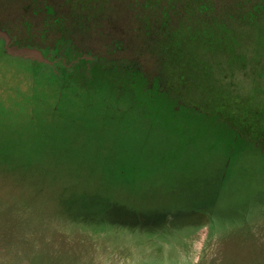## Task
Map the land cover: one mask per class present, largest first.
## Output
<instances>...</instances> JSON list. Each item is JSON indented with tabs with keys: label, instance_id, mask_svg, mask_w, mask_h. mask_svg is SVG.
I'll return each instance as SVG.
<instances>
[{
	"label": "rangeland",
	"instance_id": "obj_1",
	"mask_svg": "<svg viewBox=\"0 0 264 264\" xmlns=\"http://www.w3.org/2000/svg\"><path fill=\"white\" fill-rule=\"evenodd\" d=\"M229 1L0 0L41 52L0 39V264H264V10Z\"/></svg>",
	"mask_w": 264,
	"mask_h": 264
},
{
	"label": "trees",
	"instance_id": "obj_2",
	"mask_svg": "<svg viewBox=\"0 0 264 264\" xmlns=\"http://www.w3.org/2000/svg\"><path fill=\"white\" fill-rule=\"evenodd\" d=\"M201 0H198V2ZM233 1V0H231ZM229 1V2H231ZM241 3H248V2H253V6H254V15L255 17H257L256 15L261 12L262 10H264V0H240ZM167 14L169 12H166ZM166 14V16H167ZM225 19V18H224ZM65 27V26H64ZM71 27V26H69ZM68 28V27H66ZM64 29V28H63ZM66 32V31H65ZM68 32H72L71 30H69ZM73 33V32H72ZM75 43L73 42V40L69 37H64L61 38L60 40L55 41L54 43V49L56 52H60L62 53V55H64L65 57L63 58L64 60H67V57L69 58L68 60H70V64L71 65H67L71 70L75 69V73L77 74V76H82V79H85V82L88 83H100L102 81H108L109 83H114L118 78H123L121 84L125 82L126 85H128L127 91L130 94V90L132 92V89H139L143 86H141V79H143L144 75L142 73V71L135 65V64H127L123 61H120L118 64H115V62L112 63H108L105 62L103 58H95V65L93 67V69L88 70L87 68V62H89L88 59L85 58H81V60L79 61L81 64H83V70H78L79 68L77 67L78 64L72 63V61H74V59L80 55V52L77 50L78 48L74 45ZM73 54V56H72ZM97 57V56H96ZM77 62V63H79ZM107 65L109 68L108 73H104L102 72V66ZM48 67H53V66H48ZM68 68V69H69ZM66 70H68L67 68H65ZM70 70V71H71ZM65 75L67 77L71 76V73L64 71ZM77 76H75L73 74L72 78H75L76 80L79 79L77 78ZM82 82V81H81ZM120 83V81H118ZM162 84V82H160ZM159 85V84H158ZM157 85V87H158ZM133 94V93H132ZM131 97V95H130ZM132 98V97H131ZM131 102H133V99ZM134 103V102H133Z\"/></svg>",
	"mask_w": 264,
	"mask_h": 264
},
{
	"label": "flooded vegetation",
	"instance_id": "obj_3",
	"mask_svg": "<svg viewBox=\"0 0 264 264\" xmlns=\"http://www.w3.org/2000/svg\"><path fill=\"white\" fill-rule=\"evenodd\" d=\"M0 39H2L3 41H4V48H5V50H6V52H11L12 50H11V46H9V44L12 42V37H10V36H8V34H7V32H4V31H0ZM35 55H36V53H35ZM91 57V56H90ZM32 59V58H31ZM63 61H64V59L63 58H61ZM81 60V57L80 56H77L75 59H74V63H77V62H79ZM89 60V62H87V68H88V70H91V69H93V67H94V65H95V63L94 64H92L93 63V61L95 60V58L92 56L90 59H88Z\"/></svg>",
	"mask_w": 264,
	"mask_h": 264
},
{
	"label": "water",
	"instance_id": "obj_4",
	"mask_svg": "<svg viewBox=\"0 0 264 264\" xmlns=\"http://www.w3.org/2000/svg\"><path fill=\"white\" fill-rule=\"evenodd\" d=\"M0 31H2V30L0 29ZM10 48L12 50L10 53L15 52L18 55H25L27 57H32L31 55H35V53H36L35 56H37V57L41 55V52L39 50H32V49L27 48V47L22 48V49H18L16 46H11Z\"/></svg>",
	"mask_w": 264,
	"mask_h": 264
}]
</instances>
